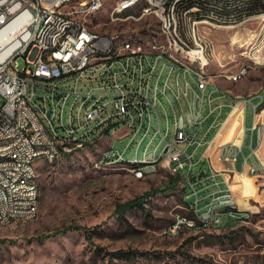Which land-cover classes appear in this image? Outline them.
<instances>
[{
    "label": "built area",
    "instance_id": "2783aa9c",
    "mask_svg": "<svg viewBox=\"0 0 264 264\" xmlns=\"http://www.w3.org/2000/svg\"><path fill=\"white\" fill-rule=\"evenodd\" d=\"M102 1L109 0H0V135L13 133L10 147L0 150L15 155V163H0V219L6 221V217H13V214L39 213L40 204H34L35 187L27 183L25 187L9 188V180L18 177L21 172H28L32 152H42V156H59L64 149L84 145V141L95 130L118 131L122 127L128 128V142L123 151L131 149L130 138H143L144 145L145 137H153L154 143L160 135L161 141L165 142L160 152L158 147L161 141L152 150L149 149L151 145H147L143 150L142 162L138 163L142 166L133 168V172L143 175L146 170H157L158 165L166 164L169 167L171 162H178V175L172 176H180L184 184L190 185L195 201L188 206L196 207L198 211L203 199L196 189V183L206 180L207 187H214L209 194L210 211L202 212L206 215L204 227L221 228L224 218L241 219L240 205L238 212L223 214L221 198L227 191H236L225 176L227 172L217 170L214 163L229 162V159H237L238 162L242 154L244 169L240 173L252 175V167L256 166L249 165L244 152L238 150L237 139L228 135L223 141L224 138L218 139V135L235 111L244 113L245 117L246 105L249 103L254 108L251 130L260 132L259 98H247L245 103L234 101L228 117L219 126L215 136L207 140L209 131L216 127L214 121L199 137L208 120L207 116L202 118L206 97L209 108L220 107V114L224 105L215 104L217 99L214 94L218 92L219 99L227 98L221 97L219 85L214 83L215 77H203V70L210 69L212 65L213 55L211 49L204 48V41L209 40L203 37L202 30H198V21L203 17L200 15L201 7L188 4L187 9H178V2L187 0H169L168 8H160V0H148L141 14L164 18V23H169V35L165 41H173V44L178 45V52L156 53V57H149L152 59V68H145L144 65H138V51L149 54V50H155V45H163L157 43L156 37L147 38L142 46H128L130 55H123V47H117L118 34L88 36L83 32V24H73L75 13L101 10ZM126 5H132V0L117 4V10ZM51 10H58L55 24H47ZM128 18L132 17H111L113 21ZM261 18H264L262 12L243 22ZM176 20H183V29H176ZM41 44H50L49 65H41ZM55 44H62V52H55ZM20 58L25 60L23 68L18 62ZM85 59H93V66L81 68V61ZM169 59H176L178 64L176 77L184 78L181 95L187 99L190 109L186 113L183 108L181 115H174V120H179V129H174L171 142L167 141L168 127L166 133H163L162 125H158L155 131H148V116L156 115L155 106L161 102L160 96H168L166 83H171L173 76L170 74ZM135 71H143L145 84H138ZM227 78L231 82L236 80L229 76ZM93 84L98 86L84 92L85 86ZM210 84H214V90L206 96ZM38 89L46 90L47 93L40 94ZM84 94H91L90 108L81 107ZM92 96H99V104H92ZM8 114H16L14 127H7ZM188 116H195V123H188ZM52 117H60V127L50 128ZM166 120L169 126L167 113ZM76 125H86L88 136L76 133ZM133 125H143V132H133ZM245 138L244 122V133L239 139ZM28 141H36L37 149H27ZM143 145L136 146L135 154L139 155ZM201 148L204 149L199 159L195 160ZM256 150L252 149V155L257 156ZM121 152L117 149L108 150L104 155H120ZM202 161L209 164L210 172L205 174L197 170L193 180L194 166ZM183 169H187L186 178L180 175ZM36 170L37 167L35 174ZM219 175H223V182L218 179ZM1 177H8V184H1ZM214 219H221V226H214ZM187 223V220L175 215L171 231Z\"/></svg>",
    "mask_w": 264,
    "mask_h": 264
},
{
    "label": "rangeland",
    "instance_id": "374dc122",
    "mask_svg": "<svg viewBox=\"0 0 264 264\" xmlns=\"http://www.w3.org/2000/svg\"><path fill=\"white\" fill-rule=\"evenodd\" d=\"M118 2L119 0L107 1L100 13L88 18L89 23L101 33L118 34L121 38L146 32V29H151L150 26L146 28L148 25L156 24L157 20L152 17L113 21L111 13ZM139 8L135 7L124 13L123 19L128 15L137 18ZM236 25L201 23L199 30L209 40L206 42L213 55L210 74L229 85V90L232 87L241 89L240 98H252L264 93V18L250 19ZM151 33L154 30L149 31L148 35ZM18 62L20 68H23L24 58H20ZM246 68L239 82L228 80V76ZM168 72L169 69L166 73ZM177 73L178 71L172 72L171 87L167 88L168 96H160L161 102L157 104L163 133L167 132V127L169 129V142L173 141L174 115H180L183 108L186 113L190 110L187 99L181 95L184 79L176 77ZM97 86L93 84L83 89L87 92L91 87ZM210 90L211 86L206 96ZM38 92L47 93L43 89H38ZM218 96V92L214 94L217 99L215 104L224 105L221 114L210 115L208 97L202 110V118L207 116L208 120L199 137L203 136L214 121L216 123V127L209 131L207 140L215 136L234 105L233 100L219 99ZM190 100L193 101L191 95ZM166 113L170 118L169 126ZM159 117L157 113L152 116L150 131L158 129ZM253 117L254 108L249 103L245 117V155L257 145L254 138L251 146L250 127ZM125 130L123 127L109 132L95 130L81 148L62 155L54 163L43 162L39 165V213L31 220H15L9 225H0V264H264V177L261 176L264 175V168L261 164L252 167V175L257 176L260 192L255 207L250 203V199L254 197L251 193H257L251 174L247 175L245 172L238 175L235 183L230 178V183L237 184L236 189L239 186L242 188V185L244 187L245 195L243 193L241 197L244 196L245 203L251 207L240 208V213H244L245 218L239 219L235 224H229L232 223L231 219L224 218L221 228L204 227V223H196L193 227L186 225L177 235L172 236L167 231L172 226L175 215L187 221L197 219L196 207L191 208L186 204L195 201L192 188L184 184L183 180L176 187H169L175 178L172 175H177L172 171L175 167L172 163L169 167L166 164L158 165L156 171L146 170L142 178H138L126 162L107 163L104 154L111 149V145L113 149L124 152L128 142ZM160 141V135L154 143L153 137H145L144 145L143 138H130L132 147L124 152V156L130 161L136 156V146L143 145L139 155L137 154V158L142 160L144 148L151 145L149 149L152 150ZM164 145L165 142L161 141L158 152ZM203 149L198 150L195 160L199 159ZM242 158L243 155L240 154L239 161ZM197 170L207 172V162L196 163L193 180ZM180 175L186 178L187 169L181 170ZM207 184L206 180L196 183V189L203 199L200 204L201 212L207 211L210 205L209 194L214 189L207 187ZM228 194L233 197L234 210H239L234 191H228ZM139 199H147L144 207L149 212L141 208H130ZM69 226H77L81 230L54 234ZM85 230L92 233L91 241L87 239ZM120 249L150 254L146 257L139 256L135 261L112 259L108 254Z\"/></svg>",
    "mask_w": 264,
    "mask_h": 264
},
{
    "label": "bare ground",
    "instance_id": "6f19581e",
    "mask_svg": "<svg viewBox=\"0 0 264 264\" xmlns=\"http://www.w3.org/2000/svg\"><path fill=\"white\" fill-rule=\"evenodd\" d=\"M106 2L107 1L101 2V10L104 8ZM124 3H126V0H119L118 2V4H124ZM147 3H148V0H132V5H126L125 7L119 8V10H117V4H116L112 10L111 17L114 16V18H123L124 13L126 14L127 11H130L131 9L135 7H140L139 8L140 13L137 18L134 15H128V16H131L132 18H136L135 20H139L144 17L154 18V16H148L147 14H141L143 11H145V5ZM188 4L199 5L198 2H196V0L181 1V2H178V9H187ZM168 7H169V0H160V8H168ZM101 10H84L82 12H77L73 16V24H83V32L87 34L88 36H99L102 33L95 29L96 26L89 23L88 18H91L94 15H97L98 13L101 12ZM213 12L215 13V11ZM200 15L201 16H213V14L211 13L210 14L208 13L206 15L203 14L202 8H200ZM57 17H58V10H51L50 17H47V24H55V18ZM154 19L157 20L156 24H150L149 26L151 29L150 30L146 29V32L148 31V33L149 31L154 30L153 34L151 33L148 35V33L146 34V32L143 31V32L138 33L135 36L128 35L126 37L124 36L123 38L121 37L117 38V47H123V55H130V47L128 46H142L146 42L147 38L156 37L157 43H163V45H155V50H149V54H147L145 51H138V65H144L145 68H152V59L149 57H156V53L172 54L173 52H178V45L173 44V41H165V38L168 37L169 35V23H164V18H154ZM202 19L204 20L198 21V30H199V24L201 23H210V24H215V25L218 23V22L217 23L212 22L209 19H205V18H202ZM176 29H183V20H176ZM204 48L210 49L206 41H204ZM55 52H62V44H55ZM39 55H40L41 65H49L50 44H41V48H39ZM92 66H93V59H85V61H81V68H88ZM169 67L171 69V74L173 71H178V64L176 63V59H169ZM245 70L246 69H243L235 73L230 78L236 79L235 82L239 81L244 75ZM203 77H214V75L210 74L209 69H206V70H203ZM135 78L136 80H138V84H145V77H143V71H135ZM178 84L180 85L179 80H178ZM169 87H171L170 83H166V91H167V88ZM179 87L181 88V86ZM178 98H180V94L178 95ZM92 104H99V96H92ZM90 106H91V94H84L81 100V107L90 108ZM215 111L216 109L211 107L210 115H213ZM155 113H157L159 117V114L157 111V105L155 106ZM243 120H244V113L235 111L230 117L227 123V127L224 130V133L218 135V139H220L221 137L222 139L224 138L223 141H225L228 138L227 137L228 135L229 137L232 135L233 139H237L236 142H238L239 144L241 142V139L239 138H241L243 135V130H242ZM188 123H195V116H188ZM15 125H16V114H8L7 127H14ZM151 125H152V116H148V131L151 130ZM159 125H161L160 117H159ZM58 127H60V117H52L50 121V128H58ZM126 129L128 130V128ZM175 129H179V120H175ZM133 132H143V125H133ZM76 133L80 134V136H88L87 126L86 125H76ZM133 139L134 138H132V140ZM12 142H13V133H6L3 135H0V149L3 147H10ZM82 146L83 145H77L71 149H64L62 154L59 156H42V152H32V158L29 159L28 172H21L19 173L18 177H13V179L9 180V188L25 187L27 183L28 185H32L33 187H35L34 204H40L41 190H40V186L37 181L38 180L37 170L35 174V167H37V162L44 161L48 163L49 162L54 163L62 155L71 154L73 152V149L81 148ZM27 149H37V142L28 141ZM110 150H114L113 145H111ZM259 150L263 151V154H264V141L262 142ZM124 152H121L120 155L118 154H110V156L105 155L104 160H107V163H111V162L140 163L142 162V160H139L137 158V154L133 159L128 161L124 156L125 155ZM256 153H257V150H256ZM110 158H114L116 160L113 161V160H110ZM1 162L15 163V155H13V153L2 152V150H0V163ZM171 163L172 165L175 164L174 165L175 167L172 169L173 173L178 175V162H171ZM236 163H237V159H234L233 164L235 165ZM33 174H35V178H33ZM135 174L138 178H142L144 176V174L141 175V173L139 172H135ZM239 174L241 175L242 173H239ZM239 180L241 181V177ZM1 184H8V177H1ZM232 198L230 197L229 194L221 198V206H224L223 214L235 213V210H234L235 208H234V203H233ZM208 211H210V205L207 211L205 212H208ZM196 212H197L196 220L188 221L187 224L178 226L177 228L174 229V231H171L172 226H173L172 224L171 227L169 226L170 228L168 229L167 233L169 235L174 236V235H177L181 231V229L185 227L186 225L188 226L190 225L193 227L196 223L206 222V215H204L201 212L200 204H199V211L197 209ZM36 217H37L36 214H29V215L13 214V217H6V221L0 219V225H9L15 220H31ZM214 226H221V219H214Z\"/></svg>",
    "mask_w": 264,
    "mask_h": 264
},
{
    "label": "trees",
    "instance_id": "16d2710c",
    "mask_svg": "<svg viewBox=\"0 0 264 264\" xmlns=\"http://www.w3.org/2000/svg\"><path fill=\"white\" fill-rule=\"evenodd\" d=\"M201 1L196 0V2H198L199 6L202 8L203 14L206 15L208 13L209 14L211 13V14H213V16H203L200 18L209 19L212 22H221L222 24H227V25H236V24L243 22L244 20H246L250 16H253V15L261 13V12L264 13V0H201ZM235 5H237V6H235ZM212 10L215 11V13ZM199 20L201 21L204 19H199ZM105 131L109 132L107 129ZM87 140H88V138L84 142H86ZM110 160L114 161L116 159L110 158ZM126 164L130 165L134 169L140 168L142 166L141 164H138V163H126ZM180 179H181L180 176L173 178L172 182H171L172 185H170L169 187H176L180 183ZM146 196H148V194ZM145 200H147V199H139V200L134 201L133 202L134 205L131 206L130 208H132V209L141 208L144 211L149 212L144 207V201ZM185 202H186V199H185ZM186 204L190 205L187 202H186ZM236 212H238V210H235V213ZM240 217L245 218V214L240 213ZM238 220L239 219H236V220L231 219L232 223H229V224H235ZM71 230H81V228L77 227V226H75V227L69 226V227H66L65 229L57 231L54 234L57 235L60 232L66 233V232L71 231ZM89 232H90L89 230H85V234H86L87 239L91 241L93 238V235H92V233H89ZM108 254L110 255V257L112 259L135 261L138 259L139 256L140 257H146L150 253L145 252V251L139 252V251H134V250L120 249L117 251L110 252Z\"/></svg>",
    "mask_w": 264,
    "mask_h": 264
},
{
    "label": "crops",
    "instance_id": "0c3cea01",
    "mask_svg": "<svg viewBox=\"0 0 264 264\" xmlns=\"http://www.w3.org/2000/svg\"><path fill=\"white\" fill-rule=\"evenodd\" d=\"M215 77V76H214ZM230 77V76H229ZM243 78V77H242ZM241 78V79H242ZM231 79V78H230ZM240 79V80H241ZM239 80V81H240ZM238 81V82H239ZM214 83L215 84H218L219 85V91L221 92V97H227V98H223V99H231L233 101H237V103H245L247 98H240L241 96H239V89L238 87L235 88V87H232L230 90L228 89L230 86L229 85H226V83H224L222 80L220 79H215L214 80ZM233 83H237V82H233ZM214 84H210L208 86V89L209 87L211 86L212 87V90H214ZM210 90V91H212ZM260 95H262L260 97ZM258 99V108L261 109V113L259 114V120H260V123H262V126L260 127V132L258 130H255V131H252L251 128H252V125L250 127V132H251V146L252 144L254 143V138H256L257 140V145L254 147L257 149V156H254L252 155V152H250L249 154L245 155L247 158H248V164L249 165H257V164H261V167L264 168V154H263V151L259 150L260 147H261V144L262 142L264 141V93H260L258 95H256L255 97H252V98H249V99ZM216 109L215 113H218V115L220 114V107H213ZM246 108H247V105H246ZM219 111V112H218ZM213 114V115H214ZM231 117V116H230ZM245 117H246V113H245ZM244 117V120H243V125H242V130H243V133H244V122H245V127H246V118ZM230 119V118H229ZM229 119L226 121L225 125H224V128L223 130L220 132V134H223L224 133V130L225 128L227 127V123L229 121ZM126 129V128H125ZM247 131V129H246ZM128 134V130L126 129L125 130V134L124 135H127ZM219 134V135H220ZM243 136V135H242ZM244 144H245V139H241V142L238 144V150L239 151H243V147H244ZM68 155V154H67ZM240 160V156H239V159H238V162L234 165L233 164V161L234 159H230L229 162H216L214 163V166L217 170L219 171H226L227 173H225V176L226 178H231V180L235 183L237 180V177L238 175H240V171L243 170L244 168V157L242 158V161H239ZM44 161H39L37 163V171H38V167L40 164H42ZM175 165V164H174ZM208 165V170L206 172V170H203L201 172H204L205 174H208L210 172V167H209V164L207 163ZM258 166V165H257ZM258 168V167H257ZM246 169H248V166L246 167ZM258 170V169H257ZM200 171V170H199ZM257 172V171H256ZM253 173V172H252ZM263 173H264V169H263ZM247 175H250L247 173ZM254 175V176H253ZM253 175H250L254 181H255V185H256V188H257V193L255 192H252L251 195H253L254 197H252V199H250V203L252 205V207H255L256 206V202H258L257 198L259 196V184H257V176L256 174H253ZM264 177V175H261ZM218 179L220 181L223 182V175H219L218 176ZM241 182H242V178H241ZM234 185V189L236 191L235 193V199L238 200V205H240L241 208H244V209H250L251 207H249L246 203H245V200H244V196L241 197L244 193L245 195V192H244V187L242 185V188H240L241 186H239V189H236L235 186L237 184H233ZM223 188L225 189V185L223 184ZM239 192V193H238ZM227 194H228V191H227ZM225 194V195H227ZM255 194V195H254ZM192 204V203H191ZM193 208V207H191Z\"/></svg>",
    "mask_w": 264,
    "mask_h": 264
},
{
    "label": "water",
    "instance_id": "95a60500",
    "mask_svg": "<svg viewBox=\"0 0 264 264\" xmlns=\"http://www.w3.org/2000/svg\"><path fill=\"white\" fill-rule=\"evenodd\" d=\"M203 176V173L201 174L200 178Z\"/></svg>",
    "mask_w": 264,
    "mask_h": 264
}]
</instances>
